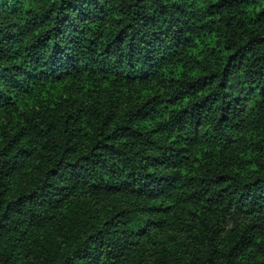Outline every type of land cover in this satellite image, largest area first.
Listing matches in <instances>:
<instances>
[{
    "label": "trees",
    "instance_id": "obj_1",
    "mask_svg": "<svg viewBox=\"0 0 264 264\" xmlns=\"http://www.w3.org/2000/svg\"><path fill=\"white\" fill-rule=\"evenodd\" d=\"M0 264H264V0H0Z\"/></svg>",
    "mask_w": 264,
    "mask_h": 264
}]
</instances>
